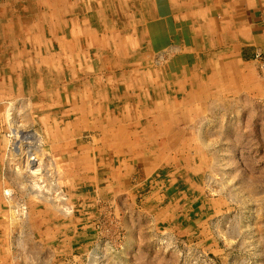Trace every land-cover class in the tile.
<instances>
[{
	"label": "bare ground",
	"instance_id": "1",
	"mask_svg": "<svg viewBox=\"0 0 264 264\" xmlns=\"http://www.w3.org/2000/svg\"><path fill=\"white\" fill-rule=\"evenodd\" d=\"M160 2L0 0V264H22L26 227L47 238L86 233L100 201L139 208L153 191L144 209L163 221L235 205L264 212L263 179L240 170L259 155L244 127L262 122L264 90L237 64L238 79L204 65L185 89L173 58L204 52L208 33L189 24L196 15L178 17L180 49ZM145 158L148 180L126 184Z\"/></svg>",
	"mask_w": 264,
	"mask_h": 264
},
{
	"label": "rangeland",
	"instance_id": "2",
	"mask_svg": "<svg viewBox=\"0 0 264 264\" xmlns=\"http://www.w3.org/2000/svg\"><path fill=\"white\" fill-rule=\"evenodd\" d=\"M97 14L100 18L99 13ZM100 20L103 21L100 18L97 22ZM260 113L264 115L263 106ZM256 121L258 120H253L244 128L260 141L259 155L253 157L257 160H252L253 152L248 150L247 154H250L252 163L246 164L242 160L240 170L242 177L248 178V175L252 177L254 174V180L257 179L260 182L263 179L264 182V162L258 158L262 157L261 153L264 151L262 147L264 145V117L262 122ZM81 137L84 138L85 143L89 144L93 134L86 131ZM137 163L139 164L135 171L133 169L129 172L126 183L128 185H136L140 180H148L152 174L150 160L145 158L138 160ZM144 167L147 171L145 177L141 179L138 173ZM217 179L221 182L220 176ZM20 183L24 182L20 181ZM227 191H225V196H228L227 193L233 194L231 189ZM23 192V189L18 192L21 197H24ZM152 193L153 191L146 197ZM256 193L258 200L264 198L263 188L259 187ZM146 197L138 199L139 208L134 206L133 201L111 200L108 203L100 201L98 203L99 212L92 218L88 231L75 237L57 235L47 238L44 235H36L37 232L33 235L35 228L32 227L30 230L26 227L23 234H30V236H27L21 263L264 264V212L254 218L250 207L235 205L231 207L233 210L226 213V216L224 213L217 214L209 219L208 215L196 217L194 213H190L186 217L181 213L177 217L163 221L158 220L144 209L146 208V201H144ZM212 197L216 198V195ZM242 197L240 196V199ZM250 225L254 228L252 231L255 230L252 233L246 230V227ZM205 232L207 235L203 234ZM220 232H224V236H221ZM52 238L54 240L51 241Z\"/></svg>",
	"mask_w": 264,
	"mask_h": 264
},
{
	"label": "crops",
	"instance_id": "3",
	"mask_svg": "<svg viewBox=\"0 0 264 264\" xmlns=\"http://www.w3.org/2000/svg\"><path fill=\"white\" fill-rule=\"evenodd\" d=\"M161 2L164 7L162 16L169 20L171 30L174 31L171 34L172 42L180 49L183 47L182 28L178 17L185 15L188 21L187 14L196 15L195 20L189 21V24L195 26L200 24L208 33L206 39L209 43L204 52L189 50L193 47L191 43L186 47L190 52L180 50L173 58L184 76L182 86L185 89H193V83L200 82L207 71L204 65L210 68V73L221 71L224 77L238 79L233 72V67L237 64L244 69L243 77L252 79L264 90V70L261 68L264 66V25L261 23L264 17V0H161ZM166 4L172 10L168 9L165 14ZM238 85H241V82ZM260 104L264 102L261 101ZM138 164L135 165L134 171ZM146 171V167L142 168L138 176L144 178Z\"/></svg>",
	"mask_w": 264,
	"mask_h": 264
},
{
	"label": "built area",
	"instance_id": "4",
	"mask_svg": "<svg viewBox=\"0 0 264 264\" xmlns=\"http://www.w3.org/2000/svg\"><path fill=\"white\" fill-rule=\"evenodd\" d=\"M261 23H262V25H264V18L262 19Z\"/></svg>",
	"mask_w": 264,
	"mask_h": 264
}]
</instances>
